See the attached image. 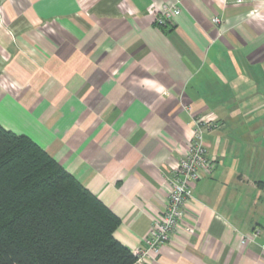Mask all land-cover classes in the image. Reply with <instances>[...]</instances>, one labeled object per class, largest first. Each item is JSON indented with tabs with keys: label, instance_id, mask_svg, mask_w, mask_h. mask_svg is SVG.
Masks as SVG:
<instances>
[{
	"label": "crops",
	"instance_id": "0c3cea01",
	"mask_svg": "<svg viewBox=\"0 0 264 264\" xmlns=\"http://www.w3.org/2000/svg\"><path fill=\"white\" fill-rule=\"evenodd\" d=\"M173 3L0 0V125L98 198L135 254L194 122L212 119L215 169L169 242L135 264H264V0H179L156 26Z\"/></svg>",
	"mask_w": 264,
	"mask_h": 264
},
{
	"label": "trees",
	"instance_id": "16d2710c",
	"mask_svg": "<svg viewBox=\"0 0 264 264\" xmlns=\"http://www.w3.org/2000/svg\"><path fill=\"white\" fill-rule=\"evenodd\" d=\"M119 219L29 137L0 125V264H135Z\"/></svg>",
	"mask_w": 264,
	"mask_h": 264
},
{
	"label": "built area",
	"instance_id": "2783aa9c",
	"mask_svg": "<svg viewBox=\"0 0 264 264\" xmlns=\"http://www.w3.org/2000/svg\"><path fill=\"white\" fill-rule=\"evenodd\" d=\"M179 13V0H174L173 4H163L155 17V25L165 27ZM212 21L214 24L219 23L216 17ZM213 126V120L210 118L194 122L186 151L177 165L170 170L164 209L159 218L151 223L143 239V247L135 252L136 262H142L143 259L149 258L150 254L157 255L161 247L169 242L179 225L186 202L192 197V185L210 175L215 169L216 164L209 158L203 138L204 132ZM188 231L191 232L189 229ZM255 236L256 233L245 236L242 244L253 242Z\"/></svg>",
	"mask_w": 264,
	"mask_h": 264
},
{
	"label": "rangeland",
	"instance_id": "374dc122",
	"mask_svg": "<svg viewBox=\"0 0 264 264\" xmlns=\"http://www.w3.org/2000/svg\"><path fill=\"white\" fill-rule=\"evenodd\" d=\"M264 149V148H263Z\"/></svg>",
	"mask_w": 264,
	"mask_h": 264
}]
</instances>
